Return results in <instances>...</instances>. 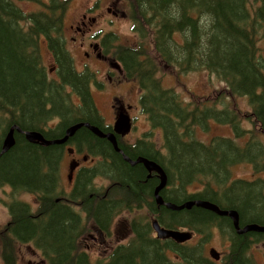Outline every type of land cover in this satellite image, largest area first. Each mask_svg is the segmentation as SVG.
<instances>
[{
    "label": "trees",
    "instance_id": "trees-1",
    "mask_svg": "<svg viewBox=\"0 0 264 264\" xmlns=\"http://www.w3.org/2000/svg\"><path fill=\"white\" fill-rule=\"evenodd\" d=\"M71 1L0 0V131L4 124H18L23 132H41L46 138L56 139L63 137L73 124L70 117L74 123L85 121L103 130L89 91L93 75L76 72L61 35ZM18 2L36 7L26 12ZM130 2L136 38L125 45H108L107 41L105 44L122 63L125 78L138 83L143 90L142 112L147 115L152 130L162 131L163 144L150 141L151 132L135 145L122 144L121 148L133 160L143 156L167 170L173 187L161 193L166 200L176 204L192 199L217 202L221 208L240 213L241 222L247 221L245 214L251 208L264 211L263 196L253 195L255 201H251L248 195L251 187L247 186V191L232 187L223 195L230 201L226 204L219 201L218 194L230 180L232 167L255 159L264 167L262 145L256 156L250 148L261 136L240 127L241 121L253 123L264 135V0ZM55 34L59 36L55 38ZM43 38L55 52L60 84L48 81L42 66ZM162 65L176 75L209 72L227 88L216 91L210 106L206 98L193 94L190 103H186L174 89L164 88L158 78ZM68 87L81 97V106L74 105L71 94L66 93ZM226 92L237 101L247 97L250 111L244 112L239 106L237 113L232 114ZM55 118L60 123L49 130L47 125ZM211 119L218 124H232L241 141L215 137L209 143L202 142L197 132L209 131ZM73 138L87 141L92 155H103L105 160H110V175L117 181L111 187L114 191L104 199L91 198L86 190L93 170H82L73 198L84 199L87 219L76 216L69 207L56 204L51 196L60 183L62 148L33 144L23 133H16L15 146L0 157V184L8 183L14 189L37 194L40 207L32 214L27 205L11 206L14 219L9 228L0 232L1 255L6 264H16L18 244L23 243H33L49 264H91L88 247L81 245L75 253L78 227H81V244L86 239L89 221L92 220V227L108 232L104 224L112 221L118 212L140 210L145 205L170 228L186 226L204 232L218 221L216 214L196 207L181 212L166 208L158 211L153 202V187L158 181L147 180L142 164L131 166L110 144L87 128L79 129ZM96 144L98 147H94ZM1 151L0 139V154ZM196 186H201L203 191L190 193L189 188ZM60 196L68 201L63 193ZM176 220L183 222L177 224ZM185 221L191 222L184 224ZM254 223L262 222L254 220ZM131 231L130 242L117 247L107 262L98 264H210L170 241L152 238L151 223L143 218L131 223ZM247 241L248 237L236 235L229 264H247L243 259ZM168 251L174 253L173 259L168 257Z\"/></svg>",
    "mask_w": 264,
    "mask_h": 264
},
{
    "label": "rangeland",
    "instance_id": "rangeland-1",
    "mask_svg": "<svg viewBox=\"0 0 264 264\" xmlns=\"http://www.w3.org/2000/svg\"><path fill=\"white\" fill-rule=\"evenodd\" d=\"M111 2V3H109ZM129 0H75L73 3H70V12L69 15L67 14V21L66 23L68 25L73 24L77 26H81V20L83 14L90 12V8H94L95 12L90 13L91 15H98L102 14L101 17H98V22L93 26L92 31L87 34L84 37V41L86 44H89L90 42L92 43H98L100 42L105 35L111 33L114 35V37L118 38V42L120 44H127L131 41L133 38V30L132 26H134V23L131 22V20L127 18H122L121 17V12L126 11L127 15L129 14L130 7L128 6ZM19 5L25 10H29V8H34L33 4H30L28 2H18ZM109 7L112 9V11L109 13L106 11V8ZM104 10V11H103ZM114 12L120 13V17L117 19L114 18ZM112 20V22H111ZM68 38V49L70 50V53L75 59L76 62V67L78 71H82L79 69V65L82 64L81 62V55L83 50L79 49V41L81 39L80 36H78V41L74 42L73 37H76L75 33L72 32L66 34ZM41 53L43 55V65L46 67V69L52 70L54 68L53 66V60L51 59L50 54L47 51V48L45 45L41 46ZM83 56V55H82ZM84 58V57H83ZM90 68V70L94 71L97 73V80L98 76L100 77L101 81L104 82L107 85V90L102 94L99 95L97 92H95V101L97 103V106L100 110L101 115L105 118L106 122H110V104H109V97L111 95V87L109 86V79L106 78V69H102V65L100 61L97 60H91L85 62ZM54 73L51 78L56 79L57 73L54 70H52ZM175 73L172 72L171 69L168 67L162 65L160 66V71L158 72V77L163 81V86L167 89L170 88H176L177 85H181L182 83L184 85H187L189 87V90L194 93L193 95H196L199 98H206L208 100V105L210 106L212 104L213 99L216 97V91L222 88V81H220L216 76L210 75L206 72L202 73H192L190 75L184 76L182 78L177 79L176 76H174ZM182 82V83H181ZM224 89V88H223ZM189 91V92H190ZM138 92L140 94H138ZM178 94L181 95L183 98L184 102L190 103L192 94L187 93L184 89L179 88L178 89ZM120 99L124 103H131L133 105H138V102L140 100L141 96V91L139 87L136 85L130 86L128 91L123 90L120 93H118ZM225 96L228 97V102H229V108L231 110V113H237V109H239V106H241V109L244 112L250 111V107L248 105V98H239L238 101L231 97L227 93H225ZM139 106V105H138ZM139 109L141 107L139 106ZM138 107H136L135 111L133 114L138 116V120L135 124L136 129L132 132V136L130 137L131 142H135L138 138H140L145 134H148L153 132L151 139L153 141H156L159 146H162L163 144V135L162 131L160 129L152 130L151 125L149 121L147 120V116L142 112L139 111ZM74 123V118L70 117L69 122ZM211 127L209 131L207 132H202L198 131L197 132V137L200 139L202 142L207 143L211 137L216 136V135H231V129H232V124H218L216 123L215 120H210L209 121ZM243 128H249L250 125L246 123V125H242ZM68 157L66 155L63 156V159L65 161L64 166H63V181L61 183V187L66 185V170H67V164L70 162V160L73 158L70 156V159H67ZM81 163L83 165H86L87 167L91 166V163L89 162V159L87 162L83 161V157L79 156ZM231 171L235 174H232L231 179H244L248 180L250 177H252L253 181L257 180L259 177L264 178V174L258 175V176H253L250 166L249 168L245 167V164H240L239 168L237 169L235 166L231 168ZM108 182H98V186H107ZM264 185V182H263ZM237 186V184H236ZM239 190L241 191L243 189L246 190L248 188L245 184L239 183L238 184ZM69 190V189H68ZM191 193L198 192V191H203V188L201 186H196V187H191L189 188ZM248 190V189H247ZM246 190V191H247ZM20 190L17 189V193H15L12 188L9 185H4L0 186V227L4 226L8 221H9V209L7 204L11 203L12 197L20 198V200L25 201L27 203H30L34 210L36 209V196L33 198L32 196L29 195H23L22 193H19ZM244 193V192H241ZM247 193V192H246ZM245 193V195H246ZM28 194V193H26ZM249 194V192H248ZM248 197H244V201L247 202ZM230 201L226 200V204H229ZM252 206V205H249ZM143 215V219L146 222H151L153 220V216L149 215V209L147 207H144L143 209L139 211H129V210H124L120 215L118 214L116 217V223L113 228V237L109 239L106 244H104L102 249H99L98 247L95 246V242L91 244L92 250L90 251L91 256L97 261L98 259H101V257H105L111 249H113L116 245L122 244V241L118 240V237L120 236L121 238H125L127 235V232L129 228L131 229V223L134 220L140 219V216ZM245 219L247 221H260L263 224L264 223V211H260L258 209H253L251 208L248 213L245 214ZM180 221L183 222V220H176L175 223L177 224H182L179 223ZM191 221H185L184 224L190 223ZM129 226L126 228V226ZM117 226V227H116ZM186 231V230H185ZM215 235L221 236V232L213 228L211 229L210 233L208 235H204V239L207 240L212 236V243L214 244L215 242ZM223 242V239L221 240ZM207 244H210V242H206ZM196 244V243H195ZM192 246V245H191ZM185 247H190L186 245ZM201 251H202V256H209V252L206 249V245H199L198 246ZM89 252V249H88ZM38 255L37 252H34L32 247H20L19 248V264H36L37 262L40 261V258L37 257ZM168 257L173 259L174 254L172 252H168ZM254 261V258H252ZM3 259L0 255V264L3 263Z\"/></svg>",
    "mask_w": 264,
    "mask_h": 264
},
{
    "label": "flooded vegetation",
    "instance_id": "flooded-vegetation-1",
    "mask_svg": "<svg viewBox=\"0 0 264 264\" xmlns=\"http://www.w3.org/2000/svg\"><path fill=\"white\" fill-rule=\"evenodd\" d=\"M111 3V2H109ZM90 10H95L94 8H90ZM104 11V10H103ZM107 12H110L111 9L109 7L106 8ZM101 13L96 15V16H92L91 14L85 13L82 16V20H81V26H77V25H66V34L68 33V31L70 33L74 32L76 37H73V41H77L78 40V36L81 37L80 39V43H79V49H82V55H81V65H85L86 60L83 58L85 57L86 59H90L93 60L94 56H96L100 62L103 63V65L105 66L106 69L109 70V72L106 73V78L109 79L110 82V87H111V95L109 97V104H110V110H111V117L113 118V120H111L110 122H106L105 118H103V120L101 121L102 123V129L104 130L105 133H112L114 132V124L116 121V117H118L119 115H124V116H129L131 118L132 121V128L134 129L135 127V121H136V116L132 115L131 113L133 112V110L135 109V106H133L131 103H124L119 96L117 95L118 91H123L126 90L128 91V89L130 88V82H127L125 80H123L121 78L122 76V69L120 68V65L116 63V61H113L111 59V57L108 56L107 51L105 50V45L103 43V40H101L98 43H92L90 42L89 44H86L84 41V37L89 34L92 29L93 26L97 23L98 17H101ZM115 16H119L118 12H114ZM48 53L51 56V59L53 60V66L54 68L58 67L57 61H56V56H55V52L53 53L52 51L47 50ZM101 55V56H100ZM85 69V67H83V70ZM52 73V71H51ZM112 74V76H110ZM50 75L48 76V80H50ZM60 82V81H59ZM91 89L95 90L99 95H102L105 90H106V85L104 83H96L94 81L91 82ZM130 136V135H129ZM129 136L127 137H120L119 141H120V145L124 144L123 140L128 141L126 142V144H131L130 140L128 139ZM61 138V137H59ZM123 139V140H122ZM105 142H107L108 144H110L106 139H104ZM111 145V144H110ZM3 146V144H2ZM58 147L62 148L61 153H64L66 151V149L71 146L73 147V149L75 150L74 155H72L73 158L77 157V156H83L86 152V150H88L89 145L87 141L84 140H75L73 137L70 139V141L64 145H57ZM112 146V145H111ZM79 147V148H78ZM94 147H98V145H94ZM60 153V154H61ZM79 160L78 158H75ZM79 162V161H78ZM80 163V162H79ZM81 168V164L79 166V168L76 170L75 175H74V180L72 183H70V185L72 186L71 188V193L74 194V191L76 189V181L78 176L76 175L77 172L79 171V169ZM256 168L254 167L253 170H255ZM146 170V169H145ZM147 172V170H146ZM148 175V172H147ZM156 179L158 182V178L156 177V175H154L152 177V179ZM261 180H264L263 178H261ZM155 184V186L153 187V191L156 188V186L158 185ZM261 188L262 186L259 184H256V186L251 190L252 192H254L253 194L249 195L251 201H255V197H252L253 195L255 196H263L261 192ZM94 197V194H91V198ZM264 197V196H263ZM261 198V197H259ZM69 200V199H68ZM57 202H67V201H58ZM76 206L77 209H82L83 207V202L82 201H78L74 204ZM197 208V207H196ZM158 211L161 212V209H158ZM154 212V211H153ZM227 221L229 222V224H231V228H232V223L230 221V219H227ZM242 228L245 227L247 224L251 223V222H243L242 221ZM213 228H216L220 231V227L219 226H215ZM212 228V229H213ZM233 234L234 235H239L235 230H233ZM255 233H245L242 234L246 237H248V241L247 242H251L253 240H257V234L256 235H252ZM202 235H198L196 233H194V237L191 240V244H189L188 246L192 247V248H196L201 242ZM101 239H105V237H101ZM222 236H217L215 235V242L214 244L212 243V238L209 240L210 244L205 243L206 245V249L209 252L211 249L216 250L219 254L218 256L215 257H203L204 259L207 260V262H209L210 264H212V262L219 264L222 262L224 257L230 256L231 255V247L233 246V241L230 237H227L226 242H222ZM93 241L95 243H97V239H93ZM196 243V244H195ZM192 245V246H191ZM248 244L247 248L248 251L246 252V255L244 256V261L247 262V264H254L252 263V258L256 259L258 261V264H264V254H258L257 252H253L251 253L254 249L258 248V244H254L252 246H250ZM212 258V259H211ZM215 261H214V260ZM219 260V261H218Z\"/></svg>",
    "mask_w": 264,
    "mask_h": 264
},
{
    "label": "water",
    "instance_id": "water-1",
    "mask_svg": "<svg viewBox=\"0 0 264 264\" xmlns=\"http://www.w3.org/2000/svg\"><path fill=\"white\" fill-rule=\"evenodd\" d=\"M82 127L88 128L93 134L98 135L102 139H108V141L112 144L114 150L117 153L122 154L126 162L130 163L133 166L138 165V164H143L146 170L150 172V174L152 172H156L159 175L160 183L155 189V193H154L155 200L158 206H165L168 210H171L173 212L189 211L193 207L202 208L204 210L213 211L219 216H229L231 220L233 221L235 228L239 231L240 234L245 233V232L264 233V225H259L255 223L246 226L244 229H241L239 213L233 210L221 211L218 206H216L215 204L211 202L200 200V201H189L184 204H176L173 202L166 203L164 198L161 195V192L168 185V176L165 173L164 169L160 165H158L156 162L149 161L147 158H144V157H139L137 160H134V161L128 158L126 155L123 154V151L120 149L115 133L104 134L99 128L95 126H91L89 123H78V124H75L69 127L66 131L65 136L62 139H58L54 141L46 140L42 134L37 133V132H26L25 134H26L27 139L31 143H42L45 146L62 145V144L67 143L69 139L72 138L76 134V132ZM115 127H116V131L122 136L128 135L131 132L130 118L128 117L125 119L122 116H120ZM16 130L21 131L19 127L15 126L6 135V138L4 140L3 151L0 154V157L15 146V136L14 135H15ZM70 152L72 151L70 150ZM74 169H75V166L72 164L71 170H70V176H69L70 179H72V173ZM149 177H151V175ZM152 225H153V229L157 233L158 239L173 240L178 244H183L191 240L193 236L191 232H183L179 230L163 228L161 227V225L159 224L157 220H155ZM211 254L214 256L215 255L214 251H211Z\"/></svg>",
    "mask_w": 264,
    "mask_h": 264
},
{
    "label": "bare ground",
    "instance_id": "bare-ground-1",
    "mask_svg": "<svg viewBox=\"0 0 264 264\" xmlns=\"http://www.w3.org/2000/svg\"><path fill=\"white\" fill-rule=\"evenodd\" d=\"M35 6V5H34ZM96 135V134H95ZM96 136H98V135H96ZM99 137V136H98ZM100 138V137H99ZM149 160V159H148ZM149 161H152V160H149ZM233 211H235V210H233ZM235 212H237V211H235ZM238 213V212H237ZM94 229L96 228L97 229V227H93ZM107 233H109V231L107 232ZM96 244V243H95ZM89 249V248H88ZM99 260V259H98Z\"/></svg>",
    "mask_w": 264,
    "mask_h": 264
}]
</instances>
